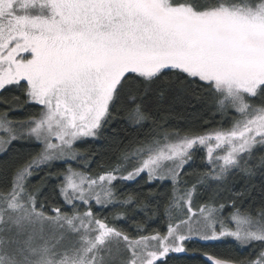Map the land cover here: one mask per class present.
<instances>
[{
	"label": "snow or ice",
	"instance_id": "6c2138e0",
	"mask_svg": "<svg viewBox=\"0 0 264 264\" xmlns=\"http://www.w3.org/2000/svg\"><path fill=\"white\" fill-rule=\"evenodd\" d=\"M8 92L38 111L0 112V159L20 140L39 151L0 166V264H264V190L257 203L225 187L264 171V0H0V104ZM193 100L211 102L205 127L156 119ZM123 110L150 130L93 171L80 146ZM44 168L59 181L51 200L30 186ZM141 180L171 184L162 228L120 226L140 199L118 185ZM110 209L125 211L98 215ZM220 244L247 255L204 250Z\"/></svg>",
	"mask_w": 264,
	"mask_h": 264
},
{
	"label": "trees",
	"instance_id": "16d2710c",
	"mask_svg": "<svg viewBox=\"0 0 264 264\" xmlns=\"http://www.w3.org/2000/svg\"><path fill=\"white\" fill-rule=\"evenodd\" d=\"M7 97V103L0 104V112L7 111L9 118L16 123L26 121L32 115H34L38 109L36 107H28L23 104L22 94L8 92L4 94ZM15 95L21 96V103L15 105L13 103V97ZM211 109V102H200L193 100L192 104L185 103L184 105H178L174 110L168 112H160L156 119L162 125H165L169 130L180 129H200L205 127V121H210L213 117ZM115 119L106 126L105 134L99 142H92L85 145H81V151L95 154L96 163L93 165V171L98 169L101 163H105L110 160L115 154L114 146L123 141L125 144L128 140L135 138L137 135L147 133L150 129L144 128L142 130L137 129L133 131V126L128 119L127 110L118 111L114 113ZM219 117H216V122H219ZM33 141L20 140L14 142V145L7 157L0 159V166L11 163L17 160H23L30 154H34L39 151V148L34 147ZM201 160L196 159L191 168L186 169L189 176H198L202 174ZM55 172L63 171V169H55ZM187 177H182V179ZM59 181L48 177V169L44 168L34 172L30 178V186L33 189L38 190L42 195L41 200L56 198V189ZM123 189V195L129 194L134 197L138 196L140 204L134 206L130 210H127L128 217H135V219H127L121 227H126L129 230L134 224L145 222L146 217L151 216L154 221L153 228H162L166 220L163 216L164 207L166 205L165 196L171 192V184L165 185L163 188L160 184H157L155 188L149 189V187L141 180L139 183L129 182L126 184L118 185ZM229 189L228 195H235L238 192L253 193L255 202L258 203L259 195L264 190V171L259 170L257 167L253 170L251 176L245 177L240 174L233 175L229 178L225 185ZM223 191V189H221ZM158 194V195H157ZM153 196L157 198L152 199ZM224 199H227L225 195ZM224 202V201H221ZM247 206V205H245ZM150 209L151 211H147ZM159 209V215L153 216L152 213H156ZM123 212L124 209H110L98 215H106L111 218L114 212ZM197 249H201L204 246L202 244L190 245ZM232 251V254L237 256H246L247 251L238 249L235 244H220L215 247L209 246L204 250L208 251ZM190 252L188 255H191ZM168 264H203L202 260H190L184 254H172L168 261Z\"/></svg>",
	"mask_w": 264,
	"mask_h": 264
}]
</instances>
